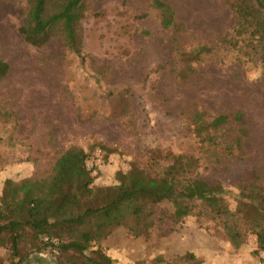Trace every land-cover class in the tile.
I'll return each instance as SVG.
<instances>
[{
    "label": "rangeland",
    "instance_id": "obj_1",
    "mask_svg": "<svg viewBox=\"0 0 264 264\" xmlns=\"http://www.w3.org/2000/svg\"><path fill=\"white\" fill-rule=\"evenodd\" d=\"M160 1L185 25L178 35L185 51L212 45L184 81L173 34L161 26L153 0H87L79 24L84 61L58 37L40 47L29 44L19 32L29 0H0V58L9 67L0 80V177L4 165L21 159L35 168L34 176L47 178L53 160L71 146L114 151L100 173L97 147L86 163L97 181L107 183L132 159L146 164L150 151L181 153L198 159L202 178L224 185L234 207L238 191L231 181L243 171L264 169V66L220 41L233 36L229 0ZM194 110L205 118L227 115L224 128L240 138L241 150L202 147L188 120ZM236 111L243 114L242 126L232 120ZM14 128L15 138L2 136ZM10 141L31 149L16 151ZM149 221L144 236L119 228L102 241L113 264H153L191 251L214 264H259L262 257L253 254L252 234L231 249L217 221L206 215L175 222L170 206L158 204ZM22 236L19 251L25 255L36 242L28 230ZM6 250L0 247V264L9 262Z\"/></svg>",
    "mask_w": 264,
    "mask_h": 264
},
{
    "label": "trees",
    "instance_id": "obj_2",
    "mask_svg": "<svg viewBox=\"0 0 264 264\" xmlns=\"http://www.w3.org/2000/svg\"><path fill=\"white\" fill-rule=\"evenodd\" d=\"M87 0H29V10L19 28L25 40L36 47L58 37L64 48L84 61L79 24L84 17ZM159 11L161 26L173 34L179 52L181 80L188 78L193 63L211 54V44L198 43L185 51L178 35L185 25L175 17L174 10L160 0H153ZM235 15L233 36H224L229 50L257 57L264 66V0H229ZM8 65L0 58V80L8 72ZM194 110L189 117L194 137L206 150L219 148L221 152L241 150L239 137H229L224 128L227 115L205 118ZM239 126L243 114L232 117ZM14 125H16L14 123ZM15 128L2 132L9 140L15 138ZM244 131L239 132L243 135ZM1 136V135H0ZM5 141V138H4ZM14 145V141H10ZM23 148L15 141L14 147ZM100 150L98 173L106 164L111 149L93 145L86 151L71 146L53 160L48 177L34 176L35 168L18 159L4 165L0 189V247L7 246L6 264H113L114 260L103 248L102 241L115 229H125L134 237L147 234L152 207L167 204L175 222L192 215H206L217 221L220 235L237 250L247 234L255 237L254 255L264 253V169L243 171L229 183L238 191L235 205L230 208L224 185L202 178L199 161L188 154L150 151L149 161L140 164L128 161V169L114 173L112 183L99 182L87 168L94 149ZM94 150V151H93ZM0 160L3 158L0 152ZM165 162V165L161 164ZM29 169V170H27ZM96 182V183H95ZM28 230L35 239L34 249L20 253L21 238ZM153 264H214L196 252H185L175 258L155 259ZM264 264V258L259 259Z\"/></svg>",
    "mask_w": 264,
    "mask_h": 264
},
{
    "label": "built area",
    "instance_id": "obj_3",
    "mask_svg": "<svg viewBox=\"0 0 264 264\" xmlns=\"http://www.w3.org/2000/svg\"><path fill=\"white\" fill-rule=\"evenodd\" d=\"M262 257L264 258V253H262Z\"/></svg>",
    "mask_w": 264,
    "mask_h": 264
}]
</instances>
